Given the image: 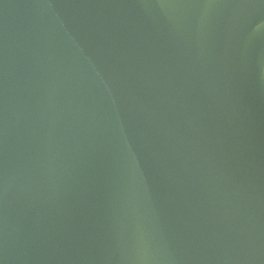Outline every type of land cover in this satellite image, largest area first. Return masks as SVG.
<instances>
[{
  "label": "water",
  "instance_id": "1",
  "mask_svg": "<svg viewBox=\"0 0 264 264\" xmlns=\"http://www.w3.org/2000/svg\"><path fill=\"white\" fill-rule=\"evenodd\" d=\"M0 264H264V0H0Z\"/></svg>",
  "mask_w": 264,
  "mask_h": 264
}]
</instances>
